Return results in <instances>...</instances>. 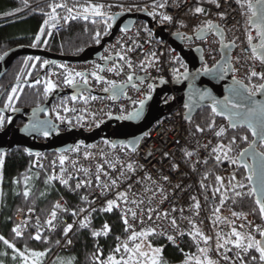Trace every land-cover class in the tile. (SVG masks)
Masks as SVG:
<instances>
[{
    "label": "built area",
    "instance_id": "obj_1",
    "mask_svg": "<svg viewBox=\"0 0 264 264\" xmlns=\"http://www.w3.org/2000/svg\"><path fill=\"white\" fill-rule=\"evenodd\" d=\"M252 2L255 4L256 0ZM95 3L103 5L102 11L107 12L108 15L126 11L137 13L142 12V9L148 15L155 12L154 15H149L150 19L155 20L157 26L165 25L163 30L167 32V36L179 33V38L193 36L207 21H212L221 29L223 43L234 45L230 54L231 78L235 76L237 81L249 87L264 83L259 77L248 79L251 69L264 72V66L259 60L250 59L251 48L247 36L251 34L254 38L253 43L257 44L260 38L257 29L247 23L249 10L246 4L242 6L237 0H215V2L213 0H98ZM154 3L156 5L164 3L165 7L154 8ZM196 7H202L205 11L195 13ZM165 14L172 17L170 22L162 20V15ZM52 24L56 31L62 27L61 21ZM153 33L154 30L149 29L148 25L140 20H136L129 30L118 31L112 41L105 44L100 60H107L104 58L109 59L116 55L123 59L109 63L101 70L100 76L104 79L99 82L90 74L85 75L86 86L91 89V93L83 91L76 96V99L64 96L56 100V104L50 110L53 123L62 125L68 119L74 122L73 127L87 132L92 131L107 120L111 113L116 115L117 106L119 116H128L131 112L129 101L132 109L136 108L140 101L144 100V94H150L152 87L147 78L143 77L145 81L137 80L132 83V86H139V89L128 87L123 92L129 100L121 96L116 100L117 105H115L114 98L96 94L112 88L108 81H114L115 85H123L128 82L123 74L132 73V79H136L135 76L147 75L154 82L163 80L171 85V81L180 73L187 72V64L179 52L167 41L163 42L155 37ZM220 45L215 31L202 39L192 37L189 42H183V48L192 49L196 46L201 48V58L209 69L221 59ZM128 62L132 65V71L128 68ZM111 68L115 70L109 71L108 69ZM94 91L96 93H92ZM184 115L185 109L177 107L174 112L161 118L144 134L134 151L125 145L118 144L113 147L108 141L98 140L92 145L81 143L62 154H38L35 156L34 166L47 167L59 183L64 179L68 181L67 186L88 191L87 204L78 206L72 229L78 220L86 218L93 209L103 211L102 209L107 207L108 200H116L119 207H114L112 210L118 211L121 217L126 216L128 225L132 226L125 231L126 237L118 245L127 242L129 247H133V241L128 239L133 230L140 232L154 228L155 235L179 246L186 235L199 229L205 236L211 237L205 244L200 236H196L197 246L207 248L208 257L212 259L217 257L218 264H242L240 259L242 257L243 264H247L245 252L232 243L217 250V243L223 244L224 239H229L232 233V223L226 216V203L233 192L232 177L238 169L237 156L242 150L241 140L230 134L234 130L224 119L214 122L212 129L202 128L204 131H198L196 125H191L190 121L183 119ZM221 127L226 131L221 136H217L215 133ZM233 136L236 137V142L231 145L229 159H224L220 152H213L217 145H229ZM258 148L264 152V144L261 142ZM188 152L192 155H186ZM218 154L222 156L220 161L215 158ZM61 156L66 157L63 165L59 162ZM233 160L236 163H233ZM129 163L133 165L134 171L127 168ZM97 175L100 177L99 181L96 179ZM217 176L222 178V182H217ZM113 180L116 181L115 185L112 184ZM77 183L81 184L80 188L76 187ZM217 188H219L218 192L215 191ZM118 193H126V200L118 198ZM222 196L223 204H221ZM197 201L199 208L195 206ZM57 203L60 207L55 208V211L60 216L56 215L54 220L66 223L67 221L61 216L66 210L65 201L58 199L55 205ZM217 208H219L218 212ZM132 212L136 213L135 218ZM165 213H167L166 217ZM15 219L18 225L23 226L20 229L22 235L28 231L27 229L36 236L41 227L47 232H53L56 228L54 220L53 225L46 223L52 219L51 215L41 223L33 211L19 210ZM173 219L176 221L175 226L171 223ZM124 226L126 228L125 224ZM72 229L66 234L58 250H69L72 247V243H69ZM168 236H173L174 240H169ZM225 256L228 257L227 260L224 259Z\"/></svg>",
    "mask_w": 264,
    "mask_h": 264
},
{
    "label": "trees",
    "instance_id": "obj_2",
    "mask_svg": "<svg viewBox=\"0 0 264 264\" xmlns=\"http://www.w3.org/2000/svg\"><path fill=\"white\" fill-rule=\"evenodd\" d=\"M95 1L98 0H27V3L25 0H0V57L5 51L16 46H29L62 55L76 56L85 48L99 44L100 40L109 34L105 19L87 14L88 19H84L83 15H80L75 19L65 20V17L69 16L65 8H57L56 16L53 18L52 9L49 7L54 3L66 4L68 8L74 9L72 15H75L77 11L82 12L83 7L96 4ZM17 9L19 11H16ZM249 14L251 13L249 12ZM45 21L48 23L45 24ZM55 21L62 22V27L57 31L52 26ZM247 23L253 26L248 22V19ZM42 27L43 33H41ZM97 32L100 33L99 42H97ZM37 34H40L39 41L36 40ZM26 61L27 63H25ZM45 61L44 58L31 56L20 57L14 61L9 71L0 80V94L7 85L12 84L0 101L1 107L7 110L31 108L45 102L50 92L45 94V82L42 77L35 80V77L43 71ZM61 64H56L55 68ZM45 75L46 73L43 76ZM37 80H40L39 84L35 83ZM24 81L28 82L24 83ZM13 88H16L17 91L10 106L5 107V104L9 103L8 97L12 94ZM55 104L56 102L53 103L50 110ZM218 119L209 108H201L192 117L190 123L207 129L209 124H213ZM6 122L7 119L4 117L1 129L5 127ZM64 124L75 126L74 122L68 119ZM230 134L240 138L241 149L247 147L252 140L249 132L244 128H237ZM242 136H247L248 139L243 140ZM261 151L263 152V150ZM3 157L4 163L0 167V236L14 244L15 249L25 254L32 251L44 252L42 264H101L102 261L106 262L110 255H115L117 259L121 256L127 258L123 248L119 253L115 252L117 245L126 237L123 219L116 210L90 212L86 218L78 221L73 229L71 228L72 247L69 250H57L66 236L64 229L76 218L73 212L77 214L78 206L87 204L85 198L88 191L86 189L76 190L66 184L59 183L57 179L52 178L47 167L36 168L34 166L35 156L27 154L23 148H15L10 153H4ZM237 172V175L241 172L239 174L241 177L243 171L238 169ZM26 189L29 191L27 197L24 195ZM236 192H241L242 195L236 196ZM249 193L251 191L248 187L247 189L233 187L226 208L232 215L233 213L237 214L233 215L232 219L250 214L253 222L249 225L248 230L246 225L241 223L235 224L234 227L242 236L245 235V238L249 235L247 232H251L253 235H250L257 239L260 236L263 222L259 207L255 203L252 193ZM58 199L65 201L66 211L62 215V219L68 223L57 220L53 232H47L41 227L38 231L41 236L39 240L35 239L30 231L19 237L15 235L13 228L18 225L15 215L19 210L35 212L42 223L51 215ZM60 221H62L61 218ZM81 222H84L86 226L81 227ZM105 224L110 229L107 234H104ZM93 232L100 234L94 236ZM144 239L154 247L161 249L158 264H185L187 256H200L203 259L197 246L198 238L194 239L190 234L184 237L179 246H175L155 234H150ZM229 239L235 240L236 238L231 235ZM253 257L256 259L253 260ZM247 258L249 264H264L260 261L254 248L247 251ZM22 260L23 258L19 256L18 252L0 240V261L2 264H23ZM189 264H195V260L189 261Z\"/></svg>",
    "mask_w": 264,
    "mask_h": 264
},
{
    "label": "water",
    "instance_id": "obj_3",
    "mask_svg": "<svg viewBox=\"0 0 264 264\" xmlns=\"http://www.w3.org/2000/svg\"><path fill=\"white\" fill-rule=\"evenodd\" d=\"M256 8L259 15L261 5H256ZM108 16L114 17V19L108 20V24L111 25V27H108L109 34L103 37L99 44L85 48L76 56L62 55L29 46H16L8 49L2 54V58H0V80L9 71L16 59L25 56L41 57L44 58L47 63L44 64L43 71L35 77V80L42 77L43 82L51 80L56 87L40 106L14 108L12 110L10 109L11 111L0 106V115L7 119L5 127L0 130V153H10L15 148H23L27 154L31 156L43 153L62 154L72 150L74 146L80 145L81 143L84 145H92L98 140L108 141L112 145H125L131 151H134L143 135L161 118L174 112L177 107L185 109L183 119L189 122L201 108H209L212 111L213 101L219 102L218 112L224 109V98L226 96L232 98L234 102L244 103L248 106H252L251 101H257L259 104L264 105V92H257L254 96L249 98V94L244 91V85L246 84L243 82L239 84L234 83L230 76V54L234 45L232 43L230 45H225L223 43V38L216 31L215 34L218 35L221 43V59L215 66L210 68V71L205 72L203 69L207 64L201 58V48L199 46L192 49L183 48V42H189L192 37L202 39L214 30L203 31L205 29L201 30L202 27L193 36L188 35L186 38H179V33L168 34L167 36V32L163 30L165 25L157 26L155 20L150 19L151 16H149L144 9H142V12L137 13H130L129 11L123 13L115 12L114 15ZM102 18L105 20L107 19L106 17ZM256 19V17H253L254 21H256ZM136 20L145 22L149 29L154 30L153 35L155 37L160 38L163 42L167 41L173 49L179 52L181 58L187 64V72L180 73L171 81V85L163 80H156L154 82L151 78L147 77V75L141 77L135 76L136 79L129 80L128 77L133 76L132 73L129 75L123 74V76H126L128 79L127 83L115 85V87H112L109 91H103L101 93L92 92L96 93L98 96L114 98L115 105H117L116 100L121 96L129 100V97L123 95L125 89L128 87L139 89V86L134 87L132 83L137 80L143 82L145 81L143 77H146V80L151 83L150 86L152 87L149 95L144 94L143 89H141L144 94V103L132 109L129 101L130 113H138V115L119 116L117 106L116 115H112L111 113L107 120L103 121L99 127L90 132L73 126L54 124L50 120L49 115L50 107L56 100L64 96L73 98L83 91L91 93V89L86 86L87 83L85 84L80 77H76L78 83L75 85L65 84L64 78L67 75L65 68L71 70L73 74L82 72L85 75L90 74L96 79L95 76L92 75L94 71L100 75L101 70L109 63H115L114 61L119 59L122 60L121 57L116 55L115 57H110L107 60L101 61L100 54L105 44L110 43L118 31L129 30ZM58 63H62L61 65L65 67H61L60 65L55 68L54 65ZM97 65L100 66L99 69ZM125 65L127 66V64ZM117 67L119 66L117 65ZM129 69L131 70V68ZM44 73H46L45 76H43ZM180 76L183 77L178 78ZM25 82L27 83L28 81H24V83ZM11 86L12 84L7 85L1 92L0 101L4 93ZM169 97L172 98L170 101H167ZM214 115L219 119H224L229 122L227 116L219 114ZM19 120L23 122V125L17 127L16 122ZM237 128L246 129L252 138L249 145H253V147L249 148L248 145L241 150L237 156V164L238 168L245 173V179L252 190L256 203L257 198L264 200V166H262V158L259 156L261 151L258 149V145L261 142L260 137L258 135L253 136L251 129L245 123H238L237 127L232 128V130ZM45 131L49 133L47 136L44 135ZM246 149L248 153L242 156L241 153ZM253 152L256 153L255 156H253ZM245 164H247L248 167H245ZM249 176H251V179H248ZM52 178H54V176H52ZM232 180L235 187V185L239 183L238 179L235 176V179L232 178ZM253 189L255 190L254 192ZM257 206L259 207V205ZM261 216L264 222V215ZM258 240H264V237Z\"/></svg>",
    "mask_w": 264,
    "mask_h": 264
},
{
    "label": "snow or ice",
    "instance_id": "obj_4",
    "mask_svg": "<svg viewBox=\"0 0 264 264\" xmlns=\"http://www.w3.org/2000/svg\"><path fill=\"white\" fill-rule=\"evenodd\" d=\"M213 2H215V0H213ZM238 3H241V5L243 6L244 4L247 5V8L249 10V12L251 13V15L248 18V22L250 24H253V26L257 29V35L260 38V42L257 43H253V36L251 34H249L247 36V40L248 43L250 45L251 48V57L250 59L252 60H259V62L261 63L262 66H264V0H256V4H253L252 0H237ZM25 3H27V0H25ZM256 5H261V8L259 9V15H258V10L256 8ZM219 6V5H217ZM49 7L52 9V17L55 18L56 16V9L57 8H65L67 10V12L69 13V16L65 17V20L67 19H75L76 16H80L83 15L84 19H88V13H91L94 16H101V17H106L107 19L105 20V23L107 24L108 27H111L110 24H108V20L110 19H114V17H109L107 12L102 11L101 9L104 7L103 5H99V4H90L86 7H83V11H77L75 15H72V13L74 12L73 8H68L66 4H50ZM164 8L165 4L164 3H160L158 5H156L154 3V8ZM16 11H19V9H17ZM195 13H203L205 11L204 8L202 7H196L194 9ZM155 12L149 13V15H154ZM223 14H221L222 16ZM253 17H256V21L253 20ZM162 20L163 21H171L172 17L169 15H162ZM48 21H45V24H47ZM203 29H208V30H214L216 31L218 34L221 35V37L223 38V33L220 31L219 26L214 24L212 21H207L205 25H203ZM43 27L41 28V33H43ZM97 36V42H99V36L100 33L97 32L96 33ZM36 40L39 41L40 40V34H37L36 36ZM131 50V49H129ZM2 58V57H0ZM104 59H108V57H105ZM123 59V57H122ZM27 63V61L25 62ZM45 63H47V61H45ZM61 67H65L63 65H61ZM99 65H97V68L99 69ZM128 67L131 68L132 65L130 62H128ZM109 71H114L115 68H111L108 69ZM205 72L210 71L209 68L205 67L203 69ZM65 71L67 72V75L64 78V83L65 84H69V85H75L78 83V81L76 80V77H80L83 82L86 84L87 83V77L85 76L84 73L82 72H76L75 74H73V72L67 68H65ZM233 71H235V69H233ZM93 76H95L97 81H101L104 78L100 75L97 74V72H93L92 73ZM253 77H259L260 80H264V72H257L255 71V69H251L248 75V79L251 80ZM17 79H19V77H17ZM129 80L132 79V76L128 77ZM233 81L234 83H242L240 81H237L235 76L233 77ZM35 83L39 84L40 80L35 81ZM107 83H109L113 88L115 87V82L114 81H108ZM56 87V85L51 81V80H47L45 81V94L51 92L54 88ZM17 89L13 88L12 89V94L9 95L8 100L9 103L5 104V107H9L10 106V102L13 99L14 94L16 93ZM105 91H108V89H105ZM244 91L247 92L249 94V98L254 96L257 92H264V83H260L258 85H253L251 87H249L248 85H244ZM73 99H76V97H73ZM225 101V107L224 109L220 110L218 112V101H213L212 104V113L214 114H219V115H224L227 116L228 120H229V125L232 128H236L238 123H245L247 124V126L251 129L252 131V135L253 136H259L260 137V141L262 144H264V105L259 104V102L257 101H251V105L252 106H248L244 103H237L234 102V100L230 97H225L224 98ZM85 102H87L85 100ZM144 101L141 100L140 104H143ZM65 111H68V109H65ZM132 115H138V113L132 114L130 113L129 116ZM4 123V117L0 116V126H2ZM208 127L210 129L214 128V123L213 124H209ZM259 128V131H258ZM197 130L198 131H204V129L200 128L199 125H197ZM225 128L221 127L219 129V131H217L215 134L217 136H221L224 132H225ZM49 133L47 131L44 132V135L47 136ZM241 139L243 140H247L248 137L247 136H242ZM236 142V137L233 136L232 140L230 141L229 145L225 146L223 144L217 145L216 148L213 149L214 153L220 152L223 155L224 159H229V152H231V145L234 144ZM115 145H113L114 147ZM253 145H249V148H252ZM248 153V150L246 149L243 153H241L242 156L246 155ZM253 156L256 155L255 152L252 153ZM186 155L191 156L192 153L188 152L186 153ZM259 156L262 158V166H264V152H260ZM216 160L220 161L222 156L221 155H216ZM66 157L61 156L60 157V164L63 165L64 161H65ZM206 162V161H205ZM233 163H236L235 160L232 161ZM4 163V157L3 154L0 153V167L3 166ZM245 167H248L247 164L244 165ZM127 168L129 170H133V165L131 163H129L127 165ZM63 171V169H62ZM87 171V170H85ZM98 171H100V168L98 167ZM233 179H235V176L233 175L232 177ZM97 181H99L100 177L99 175H97L96 177ZM165 179H167V177H165ZM248 179H251V176L248 177ZM217 182H222V178L217 176L216 177ZM61 183L67 184L68 181L61 179ZM112 184L115 185L116 181L113 180ZM77 188L81 187L80 183H77L76 185ZM105 187H107V185H105ZM235 187H239V188H243L244 185L243 184H237L235 185ZM215 191H219V188H217ZM255 190L253 189V192ZM215 194V193H214ZM251 194V193H249ZM25 197H27L29 195V191L26 189L24 192ZM118 198H124L126 200V193H118ZM236 196H241L242 193L241 192H236L235 193ZM86 199V198H85ZM224 201V197H221V204H223ZM256 204L259 205V211L261 213V215H264V200H261L260 198L256 199ZM196 208H199V202H196ZM60 205L59 203H57L54 207V210L51 212V218L48 221H46L47 224L49 225H53V220L56 218V211L55 208H59ZM114 207H119V204L117 203L116 200H108L107 201V207L102 209L103 211H112V209ZM175 210V209H173ZM31 211V210H30ZM81 211H84L83 209H81ZM93 211H95V209H93ZM151 209L149 210V212L151 213ZM182 211V210H181ZM216 211H219V208L216 209ZM132 216L135 218L136 213L132 212L131 213ZM73 215H76L75 212H73ZM165 217L167 216V213L164 214ZM233 215H237L236 213H233ZM124 224L126 225L125 231H128L132 226L128 225L127 222V217H122ZM149 219H151V215H149ZM217 219H220L219 217H217ZM172 225L175 226L176 221L175 219H173L171 221ZM86 224L84 222H81V227H85ZM241 227H243V225H241ZM72 228V225L69 224L67 225V227L64 229L65 234H67V232ZM110 231L109 226L107 224L104 225V234H107V232ZM155 229L154 228H149L146 230H141L140 232H136V231H132L131 235L128 237L129 240L133 241V247H129L128 243L125 242L122 245H117L115 252L119 253L121 251V248H123L124 252L127 254V258H125L124 256H121L119 259H117L115 257V255H110L108 257V260L106 262L102 261L101 264H158L156 256L152 255L149 256V252L147 251H143L142 250V242L140 243H135V241H137L138 238H146L148 235L150 234H154L155 233ZM13 232L15 233V235L17 237L22 235V232L20 230V225H17L15 228H13ZM100 233L98 232H93V235H99ZM190 235L193 236V238L195 239L196 236H200L202 238V240L204 241L205 244H207V242L211 239V237L205 236L202 232H200L199 229H195V231L193 233H190ZM219 233L217 234V239L219 241ZM231 235L235 236V240H231L228 238L224 239V243H217V250H219L220 248H224L227 244L232 243L235 245L236 248L242 249L244 252H247L249 249L254 248L257 252H259V259L260 261L264 262V240H257L254 237H252L251 235H248L246 238L242 236V234L236 230L235 227L232 228V233ZM260 235L261 237H264V230H260ZM35 239L39 240L41 239V236L39 234V232L36 234V236L34 237ZM169 240H174L173 236H168L167 237ZM119 239V238H117ZM0 240H2L6 245H8V247L13 248L16 252H18L19 256L24 258V264H28V257L25 256L24 252L19 251L18 249H15V245L10 243L8 240H6L3 236H0ZM57 243H59V241H57ZM69 243H71V241H69ZM148 247L151 249L153 254H158L161 252L160 248H151V245L149 244ZM199 252L202 254L203 259H201L200 256H187L185 259V264H189V261L191 260H195V264H216V261L210 259L207 256V248H199L198 249ZM45 253L44 252H36V251H32L31 252V256L32 257H42ZM225 260L228 259L227 256L224 257ZM242 264H243V260L242 257H240ZM256 257H253V260H255ZM0 264H2V261H0ZM31 264H38V260L33 259Z\"/></svg>",
    "mask_w": 264,
    "mask_h": 264
},
{
    "label": "rangeland",
    "instance_id": "obj_5",
    "mask_svg": "<svg viewBox=\"0 0 264 264\" xmlns=\"http://www.w3.org/2000/svg\"><path fill=\"white\" fill-rule=\"evenodd\" d=\"M102 10V9H101ZM88 14H90V15H92L91 13H88ZM251 14H248V16H250ZM169 100H170V98H169ZM1 116V115H0ZM49 118H50V115H49ZM50 120L52 121V119L50 118ZM53 122V121H52ZM7 123V122H6ZM55 124V123H54ZM23 125V122L22 121H17L16 122V126L17 127H19V126H22ZM101 125V124H100ZM99 125V126H100ZM99 126H97V127H99ZM96 127V128H97ZM3 129V128H2ZM95 129V128H94ZM0 130H1V128H0ZM88 132H90V131H88ZM241 148V147H240ZM259 149V148H258ZM239 169V168H238ZM237 169V170H238ZM243 171V170H242ZM238 173V172H237ZM237 173L235 174V176L237 177V179H238V184H243L244 185V187L243 188H245V189H247V187H248V189L251 191V193H252V190H251V188H250V186L248 185V182H247V180L245 179V173H244V171H243V173H242V176L240 177V175L239 174H241V172H239V174L237 175ZM240 179H241V181H240ZM247 186V187H246ZM233 187H234V184H233ZM253 195V194H252ZM22 210V209H21ZM66 211V210H65ZM65 211L61 214V216L65 213ZM226 216L228 217V220L229 221H231V223H232V226L234 227L235 226V224H237V223H241V224H243V225H246V229L248 230L249 229V225L253 222L252 220V217H251V215L249 214V215H246V216H242V217H239V218H236V219H232L231 217L233 216L232 214H231V212L227 209V211H226ZM56 215H59V214H56ZM60 216V215H59ZM76 216H77V214H76ZM75 216V217H76ZM85 217H83L82 219H84ZM76 219V218H75ZM82 219H80V220H82ZM80 220H78V221H80ZM261 220H262V222H263V218H262V216H261ZM76 220H74L73 222H75ZM54 222H55V224H57V220H54ZM66 223H68V222H66ZM72 223V222H71ZM78 222H76V224H77ZM72 224H74V223H72ZM71 224V225H72ZM75 224V225H76ZM23 226L22 225H20V229L22 228ZM264 229V222L262 223V230ZM28 230V232L29 231H31L30 229H27ZM249 235L251 234V235H253L251 232H247ZM245 235H243V237H244ZM254 237V236H253ZM261 238V235L257 238V240L258 239H260ZM140 242H142V250L143 251H147V252H149V256H152V255H155L156 256V259H157V262H159V257H160V253H158V254H153L152 253V251H151V249L148 247V245L150 244L151 245V243H149L146 239H144V238H138L137 239V241H135V243H140ZM62 244V243H61ZM60 244V245H61ZM134 244V242L132 243V245ZM60 245L57 247V250H58V248L60 247ZM151 248H157V247H154L153 245H151ZM239 251V250H238ZM244 252V251H243ZM258 253V256H259V252H257ZM245 255L247 256V252H245ZM25 256H27L28 257V264H31V262H32V260L33 259H36V260H38V264H42V262H43V258H44V255L42 256V257H38V258H36V257H32L31 256V253H28V254H25ZM23 258V257H22ZM209 258H210V256H209ZM215 259H212V257L210 258V259H212V260H214V261H216V258L217 257H214ZM248 259V258H247ZM22 262H23V264H24V258H23V260H22ZM216 264H218L217 263V261H216ZM247 264H249L248 263V260H247Z\"/></svg>",
    "mask_w": 264,
    "mask_h": 264
},
{
    "label": "bare ground",
    "instance_id": "obj_6",
    "mask_svg": "<svg viewBox=\"0 0 264 264\" xmlns=\"http://www.w3.org/2000/svg\"><path fill=\"white\" fill-rule=\"evenodd\" d=\"M171 100V99H170ZM170 100H168V101H170ZM144 136V135H143Z\"/></svg>",
    "mask_w": 264,
    "mask_h": 264
},
{
    "label": "flooded vegetation",
    "instance_id": "obj_7",
    "mask_svg": "<svg viewBox=\"0 0 264 264\" xmlns=\"http://www.w3.org/2000/svg\"><path fill=\"white\" fill-rule=\"evenodd\" d=\"M11 110H12V109H11ZM11 110H10V111H11Z\"/></svg>",
    "mask_w": 264,
    "mask_h": 264
}]
</instances>
